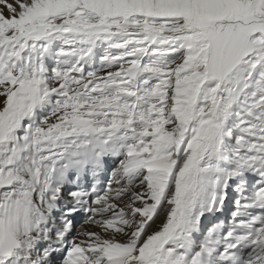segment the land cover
<instances>
[{
	"label": "snow or ice",
	"instance_id": "snow-or-ice-1",
	"mask_svg": "<svg viewBox=\"0 0 264 264\" xmlns=\"http://www.w3.org/2000/svg\"><path fill=\"white\" fill-rule=\"evenodd\" d=\"M0 97V264H264V0H0Z\"/></svg>",
	"mask_w": 264,
	"mask_h": 264
},
{
	"label": "bare ground",
	"instance_id": "bare-ground-1",
	"mask_svg": "<svg viewBox=\"0 0 264 264\" xmlns=\"http://www.w3.org/2000/svg\"><path fill=\"white\" fill-rule=\"evenodd\" d=\"M3 99V97H0V100H2ZM82 225H80L79 227H77V228H75L73 231L75 232V230L76 229H79L80 227H81ZM84 227H88L87 225H83ZM92 230H94V229H92Z\"/></svg>",
	"mask_w": 264,
	"mask_h": 264
}]
</instances>
